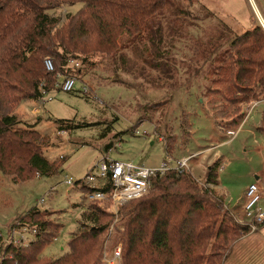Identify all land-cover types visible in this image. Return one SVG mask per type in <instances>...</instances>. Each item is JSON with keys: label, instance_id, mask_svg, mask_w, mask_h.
<instances>
[{"label": "rangeland", "instance_id": "374dc122", "mask_svg": "<svg viewBox=\"0 0 264 264\" xmlns=\"http://www.w3.org/2000/svg\"><path fill=\"white\" fill-rule=\"evenodd\" d=\"M81 7L76 4L50 14L65 23ZM263 7L264 0H171L166 15L158 17L153 26L157 32L154 38L160 39L157 27L161 25L164 45L159 47L160 40L153 44L151 38L128 45L132 40L125 36L120 45H127V49L111 58L96 56L87 62L79 59L80 67L67 68L69 72L58 77L59 82L66 76L76 78L72 92L52 88L43 101L23 100L10 113L18 120L15 129L40 133L44 138L38 143L43 157L59 169L51 177L34 176L25 182L0 173V246L27 250L30 244L18 247L8 241L14 229L22 228L20 221L28 212L38 208L44 219L56 221L59 227L50 229L54 239L40 255L42 259L57 260L69 252L71 236L89 207L114 214L108 203L100 206L89 202L87 189L77 184L104 159L157 169L168 155L182 160L215 142L220 143L215 151L223 157V164L211 165L217 164L220 188L218 192L215 187L210 190L217 196L220 191L225 195L222 198L230 212L228 219L234 224H247L245 214L240 216L229 206L243 198L244 202L248 187L258 182V173H264V132L260 131L264 95L244 106L243 117L234 121L226 114V104L218 95L222 86L215 81L221 56L231 50L232 41L256 27L264 31ZM157 54L169 64V76L155 66L162 63ZM254 103L258 104L246 120ZM60 121L69 125L64 135ZM235 130L234 136L227 137ZM203 156L200 153L199 160ZM67 178L75 185L68 186ZM129 203L114 214L113 235L109 237L110 230L104 235L102 253L106 251L108 259L122 246L126 218L120 212ZM99 264H107L103 255Z\"/></svg>", "mask_w": 264, "mask_h": 264}, {"label": "trees", "instance_id": "16d2710c", "mask_svg": "<svg viewBox=\"0 0 264 264\" xmlns=\"http://www.w3.org/2000/svg\"><path fill=\"white\" fill-rule=\"evenodd\" d=\"M191 2L192 0H184ZM171 0H0V173L25 182L34 176L51 177L58 167L41 152L44 138L35 130H16L18 120L10 114L23 100H39L41 84L51 92L59 76L69 72L68 62L91 57L108 58L145 38L159 47L166 43L161 25L159 36L153 30L158 17H164ZM81 4V9L65 23L50 14ZM186 16L184 14H179ZM154 31V32H153ZM169 35H174L169 33ZM134 48V47H132ZM155 66L166 76L169 64L160 54ZM215 84L226 104V114L242 118L244 106L264 95V31L259 27L238 36L223 57ZM55 71L49 73L45 60ZM171 68V67H170ZM224 88V90H223ZM234 121H237V119ZM233 121V122H234ZM60 130L69 128L60 121ZM236 124V122H235ZM263 126L260 131L264 132ZM260 124V126H261ZM167 143V142H166ZM169 150L167 144L166 152ZM217 164L208 183L217 185ZM188 171L178 177L168 175L151 180L150 193L122 208L121 264H225L235 245L250 233L247 224H234L225 201L203 185L195 183ZM35 178V177H34ZM196 180V179H195ZM197 181V180H196ZM106 189L105 191L109 190ZM33 208L20 221L21 227L36 230V239L27 250L2 248V264H99L104 235L114 214L91 206L72 234L69 252L57 260L42 259L43 249L54 239L56 221Z\"/></svg>", "mask_w": 264, "mask_h": 264}, {"label": "built area", "instance_id": "2783aa9c", "mask_svg": "<svg viewBox=\"0 0 264 264\" xmlns=\"http://www.w3.org/2000/svg\"><path fill=\"white\" fill-rule=\"evenodd\" d=\"M261 26L263 28L264 24L261 23ZM68 66V69H76L80 67V63L79 61L72 60L68 62ZM45 67L49 73L55 71L51 59L45 60ZM61 77L62 76H60V78ZM59 80L55 84L54 90L66 93L72 92L77 82L76 78L73 76L63 77V81L61 82H59ZM44 87L45 84H41L40 92L42 97L37 101H43L50 93L46 91ZM84 91L86 93L88 92L85 88ZM257 104L258 103H254L250 106V111L246 120ZM62 134L64 135L65 133L62 132ZM144 134L148 135L147 132ZM118 147L117 145L116 148ZM198 156L199 154H192L187 158L176 161L168 155V158H166L162 166L157 169H150L144 165H136L131 162L111 161L109 158H106L100 165H97L83 181L77 184L81 188L87 189L86 199L89 202L99 204L100 206L108 203L113 207L114 214H117V210L120 206L145 196L150 190L152 179L162 178L168 175L178 177L183 172L189 171L190 163ZM223 166L221 169H223ZM65 183L68 186L75 185L74 181L68 178ZM108 187H110V189L105 191ZM262 200L263 189L257 183L250 185L245 192L244 213L251 233H256L264 227V208L261 205ZM109 230V237H111L114 233V225H112ZM36 234L37 232L34 229L31 230L27 227L16 228L13 231V235L10 236L8 243L14 242L16 246L23 247L26 244L33 243L36 239ZM30 239H32V241ZM103 260L107 264H120L122 262L121 247L115 249L111 259L107 258V253L104 251Z\"/></svg>", "mask_w": 264, "mask_h": 264}, {"label": "crops", "instance_id": "0c3cea01", "mask_svg": "<svg viewBox=\"0 0 264 264\" xmlns=\"http://www.w3.org/2000/svg\"><path fill=\"white\" fill-rule=\"evenodd\" d=\"M264 10V7L262 8ZM259 11V10H258ZM260 13V12H259ZM263 14V12H262ZM263 18V17H262ZM261 18V22L264 24V20ZM214 116V115H213ZM215 123V122H214ZM215 128V124H214ZM235 131H229L228 136H234ZM216 139V138H215ZM217 140V139H216ZM215 140V141H216ZM220 143L215 142V144L210 145L206 149L192 154H200L204 155L201 160L197 157L190 163V171L191 175L202 185L211 189L216 188L217 192L219 190V182L217 180V185L208 183L209 172L211 171V165L213 163H217L220 165V162H223V157H221L218 153H216L217 146ZM190 154V155H192ZM188 155V156H190ZM206 155V156H205ZM187 156V157H188ZM186 157V158H187ZM174 159V158H172ZM176 160V159H175ZM181 160V159H178ZM207 164V165H206ZM223 164V163H222ZM223 165H221L222 167ZM221 169V168H220ZM219 176V175H218ZM256 182L263 189V200L262 207L264 208V173H258ZM254 184V183H253ZM252 185V184H251ZM220 197H225L220 191L218 193ZM244 199V198H243ZM243 199L238 200L234 205L229 206L230 210L238 213V215L243 216L244 213V204ZM225 264H264V227L260 229L256 233H249L241 238L235 245L232 253L229 255Z\"/></svg>", "mask_w": 264, "mask_h": 264}]
</instances>
